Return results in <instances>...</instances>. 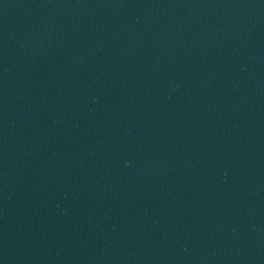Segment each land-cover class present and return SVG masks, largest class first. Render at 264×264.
<instances>
[{
  "label": "water",
  "instance_id": "1",
  "mask_svg": "<svg viewBox=\"0 0 264 264\" xmlns=\"http://www.w3.org/2000/svg\"><path fill=\"white\" fill-rule=\"evenodd\" d=\"M0 264H264V0H0Z\"/></svg>",
  "mask_w": 264,
  "mask_h": 264
}]
</instances>
